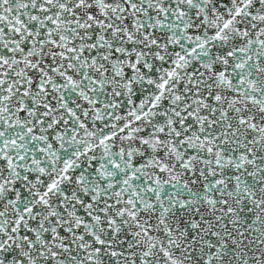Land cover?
<instances>
[{"label":"snow or ice","instance_id":"obj_1","mask_svg":"<svg viewBox=\"0 0 264 264\" xmlns=\"http://www.w3.org/2000/svg\"><path fill=\"white\" fill-rule=\"evenodd\" d=\"M0 264H264V0H0Z\"/></svg>","mask_w":264,"mask_h":264}]
</instances>
